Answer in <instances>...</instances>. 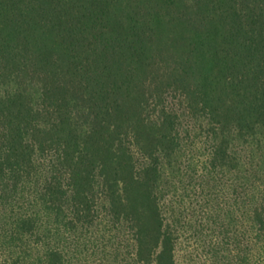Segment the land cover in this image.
I'll list each match as a JSON object with an SVG mask.
<instances>
[{
  "label": "trees",
  "instance_id": "16d2710c",
  "mask_svg": "<svg viewBox=\"0 0 264 264\" xmlns=\"http://www.w3.org/2000/svg\"><path fill=\"white\" fill-rule=\"evenodd\" d=\"M191 1L0 0V264H177L195 212L264 264V0Z\"/></svg>",
  "mask_w": 264,
  "mask_h": 264
},
{
  "label": "rangeland",
  "instance_id": "374dc122",
  "mask_svg": "<svg viewBox=\"0 0 264 264\" xmlns=\"http://www.w3.org/2000/svg\"><path fill=\"white\" fill-rule=\"evenodd\" d=\"M191 2V0H178L173 12L178 13L182 10L186 11L187 5ZM179 32L180 27L179 29L172 28L170 33L164 31V33L161 34L162 41L159 43V49L165 50L162 54L155 55L156 61L158 62H156L154 71L140 72V77H147L146 87L147 91L150 93L153 91L157 94L165 92L163 85L160 83H155L154 85L149 83L152 76H156L158 73L162 74V72L166 70L175 68L176 65L191 52L190 45L181 41H175V38L180 37ZM167 93L169 94L167 97L168 101L178 108L180 101H178L177 97L174 98L176 96L175 93ZM202 122V119H200L198 123ZM198 123H196V125H198ZM195 130L197 131V129ZM232 147L235 151L239 150V154L247 156V158L254 157L255 160H257L254 161V164L257 162L260 170L264 172V128L259 129L255 136L248 137L246 140L239 138L234 140ZM195 151V147H188L186 154H195ZM254 158L252 160H254ZM193 218V227L191 229L192 237L187 238L184 236L178 244L176 250L177 264H235L240 250L237 249L235 241L228 240L227 238V236H229L233 239L236 235L235 232L227 235L221 227L222 220H220L219 224H213L209 219L203 217L201 221L198 212H195ZM228 242L230 243L228 244Z\"/></svg>",
  "mask_w": 264,
  "mask_h": 264
}]
</instances>
